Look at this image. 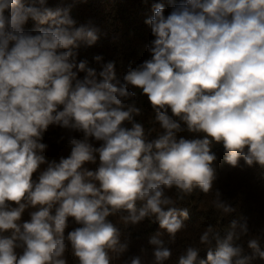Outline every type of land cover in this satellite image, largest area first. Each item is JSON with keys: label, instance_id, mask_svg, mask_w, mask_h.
<instances>
[{"label": "clouds", "instance_id": "clouds-1", "mask_svg": "<svg viewBox=\"0 0 264 264\" xmlns=\"http://www.w3.org/2000/svg\"><path fill=\"white\" fill-rule=\"evenodd\" d=\"M152 10L145 20L151 58L129 67L120 82L115 62L99 73L77 62L74 50L94 45L98 29L77 27L70 8L0 0V264H67L68 244L78 264H110V251L119 256L128 247L108 220L117 213L133 226L154 218L174 239L188 209L177 207L168 192L175 189L182 200L195 189L212 191L214 144L222 145L229 166L243 160L264 170V0H182L167 16L162 3ZM29 21L36 27L25 31ZM130 86L155 111L160 132L154 139L134 122L139 109L128 103L136 95ZM49 126L83 134L68 138L70 155L59 162L43 155ZM184 131L200 138L178 139ZM97 162L95 170L85 167ZM215 197L217 208L233 211L219 192ZM29 208L36 210L20 223ZM69 218L80 227L65 237ZM237 229L246 234V223L233 220L224 236L207 228L200 237L209 245L206 258L198 260L200 250L189 246L178 264L264 260L257 239L247 244L253 256L243 255L234 243ZM160 235L148 241L153 264L172 255Z\"/></svg>", "mask_w": 264, "mask_h": 264}, {"label": "trees", "instance_id": "trees-1", "mask_svg": "<svg viewBox=\"0 0 264 264\" xmlns=\"http://www.w3.org/2000/svg\"><path fill=\"white\" fill-rule=\"evenodd\" d=\"M25 4H35L36 0H24ZM182 0H46V6L52 9L70 8V15L76 22V26L90 25L98 29V40L92 46L81 45L75 49L76 60L87 61L89 68L95 69L97 73L101 71L102 66L108 62H115V77L117 81L123 82V77L129 67L135 68L145 60L150 59L147 48L153 40L151 30L145 24V20L153 15L152 6L156 3H162L164 6V15L167 16L175 4ZM38 6V5H37ZM36 25L29 21L25 26V31H32ZM42 27H47L44 25ZM102 57L97 63L94 57ZM83 73L79 78H83ZM130 91L135 92L134 106L139 109V115L134 116V122L141 123L145 128L148 139H154L159 134V125L154 122L155 111L150 105L147 96L141 93V90L129 87ZM171 116V112L168 113ZM124 127L130 128L127 122ZM181 127H184L182 124ZM69 137L83 139V134L62 129L58 126H49L43 134L42 143L48 147L45 153L46 161L59 162L61 158H67L70 155L71 145L68 143ZM185 139L200 138L198 134L188 133L187 131L178 134L177 138ZM93 147H99L101 142L89 139ZM212 152L216 156L213 167L216 172V179L213 182L212 191L202 193L195 189L191 195H185L182 200H178L179 193L175 189L168 192L176 206L188 209V218L184 221V227L175 234L172 239L169 235L154 223V218H147L137 225H126L120 218L119 213L108 217V220L114 223L120 233L122 243H127V251L121 255L110 251V264H124L126 260L132 257L140 256L142 264H153L152 246L149 245V239L157 232L161 233L160 239L164 245L171 249V257L164 264H178L179 256L189 246L200 250L198 260L206 258V252L209 245L202 244L200 237L209 227L213 232L224 236L229 231V225L233 220L244 222L247 225V233H241L237 229L238 238L234 243L243 247V255L252 257L253 253L248 249L247 244L251 239H257L261 250H264V170L257 166L248 167L243 160L239 161L237 167L229 166L225 161V153L222 145L214 144ZM97 164H86L85 167L95 170ZM47 167V164L41 165L40 169L33 174L32 179L37 180L39 173ZM215 192H219L220 200L233 209L232 212L225 214L216 207ZM15 207V205H10ZM139 207V205H137ZM36 209H26L21 216L20 223L30 220V212ZM68 227L64 235L80 227L72 218H69ZM66 240V244H67ZM17 255L22 254V249H16ZM67 264H78L74 257L70 244L65 252ZM250 264H264V260L258 257L253 258Z\"/></svg>", "mask_w": 264, "mask_h": 264}]
</instances>
